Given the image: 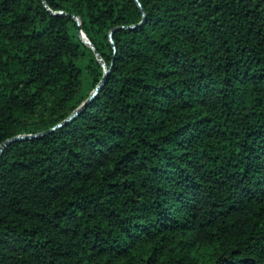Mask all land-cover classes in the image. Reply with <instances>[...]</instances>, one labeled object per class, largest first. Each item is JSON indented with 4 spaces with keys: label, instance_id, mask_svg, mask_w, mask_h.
I'll use <instances>...</instances> for the list:
<instances>
[{
    "label": "trees",
    "instance_id": "1",
    "mask_svg": "<svg viewBox=\"0 0 264 264\" xmlns=\"http://www.w3.org/2000/svg\"><path fill=\"white\" fill-rule=\"evenodd\" d=\"M75 111L1 152L0 264H264V0H0V146Z\"/></svg>",
    "mask_w": 264,
    "mask_h": 264
},
{
    "label": "water",
    "instance_id": "2",
    "mask_svg": "<svg viewBox=\"0 0 264 264\" xmlns=\"http://www.w3.org/2000/svg\"><path fill=\"white\" fill-rule=\"evenodd\" d=\"M71 19H74L76 22H77V18H75L74 16H69ZM78 25V35H79V38L82 40V42L86 45H89L91 48L92 46L90 45V43L88 42V40L85 38V35L83 34V32L81 31V27H80V23L78 22L77 23ZM99 58V56H97ZM104 66V65H103ZM107 76V74L104 75L102 81L100 82L99 86L92 92V94L90 95V97L88 98V100H86V102L83 104L82 108H84L87 103H89L93 97L98 93L99 91V88L102 84V82L104 81L105 77ZM79 111H75L69 118H67L64 122L56 125L55 127H53L52 129H50L49 131L47 132H43V133H40L36 136H31V135H26V136H17V137H14L6 142H4L1 146H0V155H1V152L10 144L12 143H16V142H20V141H27V140H32L34 138H40V137H43L44 135H47V134H50L52 132H54L55 130L61 128V127H64L66 126L67 124H69L72 120H74L78 115H79Z\"/></svg>",
    "mask_w": 264,
    "mask_h": 264
},
{
    "label": "rangeland",
    "instance_id": "3",
    "mask_svg": "<svg viewBox=\"0 0 264 264\" xmlns=\"http://www.w3.org/2000/svg\"><path fill=\"white\" fill-rule=\"evenodd\" d=\"M86 83L83 82V85H82V90H81V94H84V92L86 91Z\"/></svg>",
    "mask_w": 264,
    "mask_h": 264
}]
</instances>
